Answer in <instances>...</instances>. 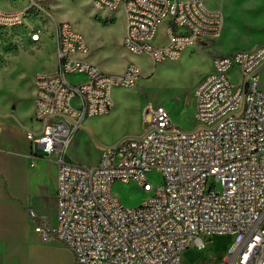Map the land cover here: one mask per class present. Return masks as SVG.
I'll use <instances>...</instances> for the list:
<instances>
[{
  "label": "built area",
  "instance_id": "built-area-1",
  "mask_svg": "<svg viewBox=\"0 0 264 264\" xmlns=\"http://www.w3.org/2000/svg\"><path fill=\"white\" fill-rule=\"evenodd\" d=\"M91 1L97 11H122V46L153 64L207 49L223 30L221 12L201 0ZM41 14L34 0L0 9V31L18 30L38 44ZM52 21L56 66L35 77L38 128L26 139L57 166L56 206L51 221L29 203L34 232L64 245L75 264H182L187 249L201 251L213 236L234 239L215 264H264V44L213 57L193 92V130L173 126L163 107H148L143 133L99 148L98 163L89 167L67 160L74 138L88 119L109 115L114 89L134 87L140 73L132 65L105 73L79 59L88 54L83 36ZM151 171L161 176L155 187L147 182ZM117 182L134 183L149 197L124 208L111 190Z\"/></svg>",
  "mask_w": 264,
  "mask_h": 264
},
{
  "label": "rangeland",
  "instance_id": "rangeland-1",
  "mask_svg": "<svg viewBox=\"0 0 264 264\" xmlns=\"http://www.w3.org/2000/svg\"><path fill=\"white\" fill-rule=\"evenodd\" d=\"M45 14L38 18L41 41L31 44L18 30L0 31V101L10 108H30L35 77L53 70L55 49L51 38L53 20L66 22L87 43L88 61L105 73L120 74L132 65L140 78L132 88H117L112 93L114 112L90 118L83 124L68 151L67 160L82 166L98 163L101 147H110L128 137L143 133L144 113L148 107L161 106L171 123L183 132L195 128L193 92L210 72L215 56L250 51L264 44V0H201L206 8L221 12L224 25L218 40L207 49H187L173 61L153 64L146 55H134L122 46V11H97L91 0H34ZM12 8H23L29 0H17ZM52 18V19H51ZM162 25L158 37L164 33ZM264 89V67L260 70ZM21 107V108H22ZM89 120V119H88ZM161 181L156 171L147 174L155 187ZM124 208L133 209L149 195L134 183H115L111 188ZM231 236L205 239V249H187L182 264H215L233 244Z\"/></svg>",
  "mask_w": 264,
  "mask_h": 264
},
{
  "label": "crops",
  "instance_id": "crops-1",
  "mask_svg": "<svg viewBox=\"0 0 264 264\" xmlns=\"http://www.w3.org/2000/svg\"><path fill=\"white\" fill-rule=\"evenodd\" d=\"M16 3L0 0V9L10 11ZM78 58L91 63L86 56ZM55 66L56 55L53 70L45 74ZM33 86L30 108H10L0 101V264H75L64 245L55 239L43 241L34 232L26 211L33 202L37 212L52 221L56 206L57 166L44 160L37 146L32 151L26 139V131L38 128ZM113 112L114 107L109 115Z\"/></svg>",
  "mask_w": 264,
  "mask_h": 264
},
{
  "label": "water",
  "instance_id": "water-1",
  "mask_svg": "<svg viewBox=\"0 0 264 264\" xmlns=\"http://www.w3.org/2000/svg\"><path fill=\"white\" fill-rule=\"evenodd\" d=\"M143 129H146V125L145 124L143 125Z\"/></svg>",
  "mask_w": 264,
  "mask_h": 264
}]
</instances>
